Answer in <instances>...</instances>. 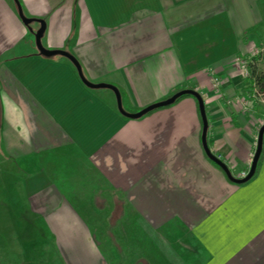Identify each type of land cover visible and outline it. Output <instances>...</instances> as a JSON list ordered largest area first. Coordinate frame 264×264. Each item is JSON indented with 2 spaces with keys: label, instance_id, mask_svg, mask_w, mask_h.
<instances>
[{
  "label": "crops",
  "instance_id": "0c3cea01",
  "mask_svg": "<svg viewBox=\"0 0 264 264\" xmlns=\"http://www.w3.org/2000/svg\"><path fill=\"white\" fill-rule=\"evenodd\" d=\"M18 1L44 21L43 48L118 88L127 113L197 91L212 154L248 173L264 99L237 59L264 75V0ZM20 18L0 0V264H111L122 242L140 264H264V156L231 183L205 155L196 98L127 119Z\"/></svg>",
  "mask_w": 264,
  "mask_h": 264
},
{
  "label": "water",
  "instance_id": "95a60500",
  "mask_svg": "<svg viewBox=\"0 0 264 264\" xmlns=\"http://www.w3.org/2000/svg\"><path fill=\"white\" fill-rule=\"evenodd\" d=\"M16 4V9L18 11V15H20V19L22 21V23L25 25V26H28L30 28L31 24L32 23H37L39 25V29L36 30L33 35H34V40L36 41L35 43V46H36V49L37 51L42 55V57H58V56H62V57H65L68 59V61L72 64L75 65V69L78 73V76H80L81 80H82V84L85 85L86 87L90 88V89H95V90H99V89H108V91H112V93L114 94L115 96V99L117 101V110L119 113L122 114V116L127 119H131V120H134V121H137V119H140L144 116H148L150 115V113H152L153 111L155 110H161L162 108L164 107H168L170 105H174L175 102H177L181 97H187V96H192L193 98H196L197 99V103H198V109L200 110V117H201V121L203 123V127H202V141H201V144H202V147L205 151V155L207 156V158L213 162V164H215L216 166H218L227 176V180L230 181L231 183L233 184H236V185H239V186H242V184H245L247 183L248 181H250L251 179H253L256 175V169H257V165L259 164L260 162V156H261V153L264 149V146H263V142H264V125H262L260 128H259V131H258V138H256V146H257V149L256 151L254 152V155H253V162H252V165H250V168L248 170V174L246 175V177H243L242 179H238L237 177H235L233 175V173H231V171L228 169V167L226 166V163L224 161H222L218 156H214L212 154V151L211 149L208 147V143H207V140H208V136H207V131H208V127H209V123H208V120H207V111L205 110V106H204V99L203 97H201V95H199L197 93V91H194V90H189L187 89L186 91L185 90H181L177 93H175L174 96H171L169 97L168 99H166L165 101H162L161 103H154L152 105H149V107H145L144 109L140 110L137 112V114H134V113H127L125 110H123V100L121 98V95H120V90L112 85H107L106 83H97V84H94V83H91L88 81V79L83 76V73H82V70H81V64H79V62L76 60V58H74L72 56V54L68 53L67 51H62V50H57V51H54V50H48V49H45L43 48L42 46V38H43V35H44V31L46 30V26H45V23L44 21L42 22L41 20H36V19H28V17L25 16V14H23V11H22V8H21V3L18 1V0H13ZM33 29H31L32 31ZM30 31V32H31Z\"/></svg>",
  "mask_w": 264,
  "mask_h": 264
},
{
  "label": "rangeland",
  "instance_id": "374dc122",
  "mask_svg": "<svg viewBox=\"0 0 264 264\" xmlns=\"http://www.w3.org/2000/svg\"><path fill=\"white\" fill-rule=\"evenodd\" d=\"M261 97L264 99V93L261 94ZM147 243L145 245L144 254H146L145 258L148 257V261H151L150 258H155V253H157L158 248V240L152 237L146 238ZM124 243H117L116 250L113 251V255L115 256V259H113L111 264H140L142 263V256L138 254V251H132L125 253L123 250ZM157 247V248H156ZM131 255L130 257H127L126 255Z\"/></svg>",
  "mask_w": 264,
  "mask_h": 264
},
{
  "label": "built area",
  "instance_id": "2783aa9c",
  "mask_svg": "<svg viewBox=\"0 0 264 264\" xmlns=\"http://www.w3.org/2000/svg\"><path fill=\"white\" fill-rule=\"evenodd\" d=\"M259 54H260V51L256 50V51H254L252 57L253 58L257 57ZM249 62L250 61H248V59H244V58H238L237 59V64H238L240 70L242 71V78L245 79V80L246 79L250 80V78H251V70L249 69ZM212 84H213L215 90L220 88L221 85H222L220 79L217 76H212ZM258 87L259 86L256 83H254L252 85V87H251V91L250 92H251L252 98H254V99L255 98L259 99L261 97V93L259 92V88ZM247 174L248 173L243 174L242 178L246 177Z\"/></svg>",
  "mask_w": 264,
  "mask_h": 264
},
{
  "label": "trees",
  "instance_id": "16d2710c",
  "mask_svg": "<svg viewBox=\"0 0 264 264\" xmlns=\"http://www.w3.org/2000/svg\"><path fill=\"white\" fill-rule=\"evenodd\" d=\"M254 59H252L249 63V69L251 70V78H250V80L246 79L247 80L246 83H247V86H249V87H251L254 83H256L259 86L258 87L259 92L261 94H263L264 93V75L261 74V72L253 65ZM183 97H181L180 99H182ZM184 98H186V97H184ZM263 146H264V142H263ZM263 156H264V149H263L261 156H260V162L263 160L262 159ZM258 167H259V165H257V169H256L257 173H258ZM194 264H198V263L194 262Z\"/></svg>",
  "mask_w": 264,
  "mask_h": 264
}]
</instances>
